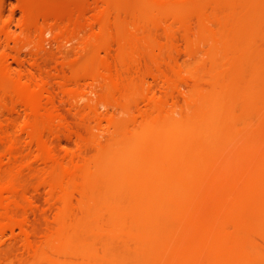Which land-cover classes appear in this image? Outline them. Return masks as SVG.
Instances as JSON below:
<instances>
[{
    "label": "bare ground",
    "instance_id": "bare-ground-1",
    "mask_svg": "<svg viewBox=\"0 0 264 264\" xmlns=\"http://www.w3.org/2000/svg\"><path fill=\"white\" fill-rule=\"evenodd\" d=\"M19 2L27 29L44 20L62 32L89 30L76 82L99 81L117 111L109 140H95L88 156L83 135L43 102L46 83L15 78L0 60V109L12 101L27 113L18 130L33 161L45 163L35 179L55 221L34 240L27 214L35 200L21 178L23 157L9 132L15 126L0 122V234L20 231L23 249L49 264H247L251 232L264 217V168L230 175L227 162L242 135L247 146L264 145V0H105L102 8L99 0ZM171 22L182 28L189 64L171 56L173 76L145 71L144 49L177 48L170 33L164 44L150 30ZM61 127L77 144L64 157L47 138ZM244 161L264 157L257 151Z\"/></svg>",
    "mask_w": 264,
    "mask_h": 264
},
{
    "label": "rangeland",
    "instance_id": "rangeland-1",
    "mask_svg": "<svg viewBox=\"0 0 264 264\" xmlns=\"http://www.w3.org/2000/svg\"><path fill=\"white\" fill-rule=\"evenodd\" d=\"M42 1H52L55 4L64 7H73L77 5L89 6L94 3L92 0ZM19 4V0H0V60H2L8 67L10 66L9 70L11 68V75L15 78L18 76L26 81L32 79L31 81L34 80V82H36L35 80H37V83L35 84H42V80L46 83L49 93L43 98L46 97L48 100L45 98L43 99V102L47 103L48 101L47 104L52 102L50 106L54 105L55 111L61 115L67 126L83 135L84 140L87 143L85 152L87 150V154L89 153L93 155L96 152L94 150V145H92L95 140H99V144H104L109 140L107 130L109 128L110 113H113L114 111L116 112L117 109H113L112 100L105 94L104 88L101 87L99 81L94 82L92 80H82L79 83L76 82L79 75L83 72V63L88 59L89 50H84L86 48L84 45L87 42L90 32L89 30L81 33L65 30L62 32L63 28H60L52 21L49 23L46 21L44 22V20H40L39 23L37 22V24L27 29L24 21L26 20L25 13L23 9L20 8L21 5L19 6ZM105 4V0H99V8L104 7ZM169 25V30L167 25L150 26V30L158 35L159 40L164 44H166L168 40L167 32L170 33L177 44V48L174 50H169L168 48L159 50L158 47L144 49L142 61L144 69H147L145 71L152 70L153 72H156L157 68H162L173 76L169 69L171 56L177 59L178 63L181 65L189 64L190 60L187 56L185 49L186 45L182 38L183 32L181 26L174 22L169 23ZM97 30L98 28H96V31ZM101 40V37H99V42ZM101 56L103 57L105 54L102 52ZM17 57L22 61L20 62ZM148 79L153 83L156 94L162 95L164 90L162 86H160L161 83L156 82L152 77H148ZM64 83L68 85L67 93H64V90L62 89V84ZM13 107L15 108L12 109ZM16 107L19 109H16ZM8 108H3L5 110L0 109L2 110L0 114V122H3L8 129H12L14 126L17 129V132L15 128V131L12 129V131L9 130V132H12V137L15 134L14 137L18 138L19 143H17L19 144V150L23 157V159L21 158L23 162H19L20 174L21 176L23 175L21 178L23 184L24 181L26 182L25 184L27 187L24 184L25 191L29 190L30 192L29 194L27 191L28 196H33L32 199L33 201L35 200L32 208L30 207V212H28L29 215L27 214L29 220L28 230L32 235L36 233V236L33 235L35 236V239H33L35 241L38 240L39 242L49 228L55 226L53 212L51 213V210L47 211V209L49 210V207L47 204L48 202H46L47 197L45 190H43L42 187H39L38 179H35L37 177L36 174L40 172V169L43 170L45 167V163L42 164L40 161H33L30 155L34 151V148L31 149L32 147H29V143V146L26 144L28 138L18 130V125L21 126L23 124L21 122L25 121V118H27V113L24 112V108L19 106L18 103H13L12 101L9 103ZM12 110H16V113ZM11 112H13V114ZM17 113H22V117ZM96 116L99 117V120L96 119ZM63 128L64 127H61L62 131L65 133L66 130L67 133L61 134L62 131L60 130V133L56 134L57 137L54 135H52L53 137H51V135L47 136L48 140H50L49 142L55 147L61 157H64L68 153L67 149H69V151L72 149L70 152L77 149L76 142L70 138L68 140V131L66 128ZM58 134L61 135L59 136ZM248 137L249 135H242L233 140L230 146V161L227 162L230 175L234 174V170L238 169H254L256 172L257 170L264 168V161H244L246 154L251 155L257 151H259L260 155L264 157V145L263 147L247 146L245 139ZM20 143H23V145H20ZM88 145L90 147H88ZM2 146L3 150L6 147L1 142L0 151H3L1 150ZM75 150L73 153L77 152ZM23 152H25L26 155ZM89 154L88 156H91ZM25 156L29 157V159ZM241 157L243 158V161H238L241 160ZM37 187H39L40 190L42 189V191ZM34 191L38 192V194ZM25 204L28 205V202ZM34 206H36L35 211H32ZM22 212L23 211L21 210V214H23ZM16 236L19 238L17 239ZM21 236L22 235H20V231L18 230L15 235L10 232L5 236L0 234V264H49L45 261L41 262L34 260L31 253L27 252L25 248V250L23 249V242L20 243V241H23ZM14 238H16V240ZM251 239V259L247 264H264V217H261L255 224V227L251 232Z\"/></svg>",
    "mask_w": 264,
    "mask_h": 264
}]
</instances>
